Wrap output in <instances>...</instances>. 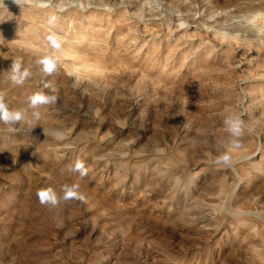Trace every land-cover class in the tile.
<instances>
[{"label":"rangeland","instance_id":"obj_1","mask_svg":"<svg viewBox=\"0 0 264 264\" xmlns=\"http://www.w3.org/2000/svg\"><path fill=\"white\" fill-rule=\"evenodd\" d=\"M0 93V264H264V0H0Z\"/></svg>","mask_w":264,"mask_h":264},{"label":"clouds","instance_id":"obj_2","mask_svg":"<svg viewBox=\"0 0 264 264\" xmlns=\"http://www.w3.org/2000/svg\"><path fill=\"white\" fill-rule=\"evenodd\" d=\"M41 63L44 64V71L45 72H50L53 68V65L50 61H41ZM12 72L14 75L12 76V80L14 83H23V80L30 75V73L27 70H21V66L19 62L13 61L11 66H10ZM47 103L51 102L47 98L42 97V96H35L32 98V105L35 106L37 103ZM23 113L19 110L17 111H10L7 107V105L3 101V93H0V122H3L4 124H15L19 122L21 119H23ZM225 124L228 126V130L233 136H238L240 135L242 131V126H243V121L239 117H232L229 116L225 120ZM225 161L228 160V157L225 156L223 157ZM83 164L78 162L76 164V170L80 171L81 174H85L83 172ZM41 194H44L43 196ZM39 196L41 203L45 202H51L55 203L56 202V194L53 192L51 188L47 190H43L37 193ZM71 195V190L66 191V198Z\"/></svg>","mask_w":264,"mask_h":264},{"label":"snow or ice","instance_id":"obj_3","mask_svg":"<svg viewBox=\"0 0 264 264\" xmlns=\"http://www.w3.org/2000/svg\"><path fill=\"white\" fill-rule=\"evenodd\" d=\"M42 196L44 195V194H41Z\"/></svg>","mask_w":264,"mask_h":264}]
</instances>
